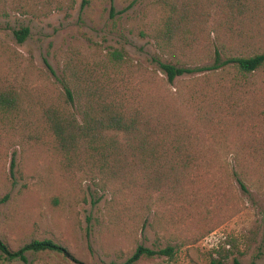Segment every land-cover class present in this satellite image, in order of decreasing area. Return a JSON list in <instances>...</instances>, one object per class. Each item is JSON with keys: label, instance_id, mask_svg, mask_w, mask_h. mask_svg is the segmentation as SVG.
<instances>
[{"label": "rangeland", "instance_id": "374dc122", "mask_svg": "<svg viewBox=\"0 0 264 264\" xmlns=\"http://www.w3.org/2000/svg\"><path fill=\"white\" fill-rule=\"evenodd\" d=\"M166 1L171 2L67 0L57 9L26 0H0V87L27 92L26 116L21 117L24 131L16 124H0V199L6 198L0 204V238L12 251L32 240L48 239L71 256L26 253L27 263L0 260V264H121L138 246H171L176 253L171 258H142L135 264H211L215 259L224 264H234V260L264 264V193L251 187L244 193L233 176L227 178L223 167L231 156L203 157L213 164L202 168L200 177H192V184L167 201L142 197L135 203L134 197L125 196L120 204L111 205L107 193L96 191L78 173L64 168L51 136L37 122L38 100L50 93L53 84L62 89L58 80L67 62L72 60L81 68L92 66L101 55L117 49L160 83L152 89L140 88L139 97L145 99L153 90L163 107L172 108L180 122L191 128L196 115L209 105L219 77L196 73L169 85L155 60L191 68L211 65L216 41L212 31L224 16L213 0H206L202 11L207 15L203 14L201 26L184 28L173 48L161 50L156 41L162 42L155 37L167 14ZM20 28L29 30L22 44L13 35ZM137 81L136 77L133 83ZM231 97L242 96L226 94L227 117ZM248 97L243 102L235 99L233 110L246 112L243 123L254 124L256 118L242 109L251 104L253 98ZM28 100H34V106H28ZM199 129L203 131L200 146L212 145L206 126Z\"/></svg>", "mask_w": 264, "mask_h": 264}, {"label": "trees", "instance_id": "16d2710c", "mask_svg": "<svg viewBox=\"0 0 264 264\" xmlns=\"http://www.w3.org/2000/svg\"><path fill=\"white\" fill-rule=\"evenodd\" d=\"M26 1L62 9L67 0ZM213 1L224 16L212 31L216 34L213 63L191 68L155 60L169 85L177 78L196 73H216L219 77L218 84L212 88L209 105L196 115V123L191 128L180 122L172 108L163 107L153 90L145 99L139 97L141 89H152L160 83L117 49L101 55L92 66L81 68L72 60L67 62L62 79L58 80L62 89L53 84L50 93L38 100L37 122L42 123L51 136L64 168L78 173L96 191L107 193L111 205L120 204L125 196L134 197L135 203H140L142 197L167 201L187 183L192 184V177H200L202 168L213 164L202 159L206 155L231 156L223 167L227 178L233 176L244 193L248 192V187L264 193V79L260 77L264 75V38H261L264 0ZM205 2H165L167 14L155 37L162 42L156 41L161 50L173 48L177 34L184 28L201 26V18L206 14L202 11ZM13 35L22 44L29 30L20 28ZM31 65L29 62L27 67ZM46 67L53 73L48 64ZM67 73L68 79L65 78ZM136 77L138 81L133 83ZM225 93L242 96L231 97L228 117L224 110L229 101ZM25 95L27 92L23 89L0 87V124L8 123L12 127L16 124L24 131L26 124L21 122V117L26 116ZM249 95L253 100L242 109L256 118L254 124L243 123L242 118L246 121L248 117L246 112L240 114L233 110L235 99L243 102ZM27 105L34 106V100H28ZM201 121L211 138L212 145L208 147L198 143L200 137L203 138V131L199 129L203 126L196 125ZM5 201L6 198L0 199V204ZM45 252L71 257L65 248L48 239L32 240L12 251L0 238L1 261L27 263L26 253ZM175 253L171 246L163 249L138 246L121 264H135L142 258L155 256L171 258ZM211 264L224 262L215 259ZM234 264L240 263L234 260Z\"/></svg>", "mask_w": 264, "mask_h": 264}]
</instances>
